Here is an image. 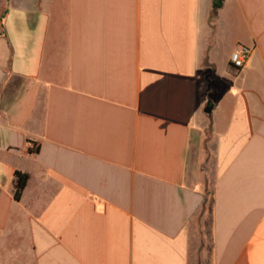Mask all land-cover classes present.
Masks as SVG:
<instances>
[{"label": "crops", "instance_id": "crops-1", "mask_svg": "<svg viewBox=\"0 0 264 264\" xmlns=\"http://www.w3.org/2000/svg\"><path fill=\"white\" fill-rule=\"evenodd\" d=\"M196 263L264 264V0H0V264Z\"/></svg>", "mask_w": 264, "mask_h": 264}, {"label": "rangeland", "instance_id": "rangeland-1", "mask_svg": "<svg viewBox=\"0 0 264 264\" xmlns=\"http://www.w3.org/2000/svg\"><path fill=\"white\" fill-rule=\"evenodd\" d=\"M207 135L209 136V132H207ZM207 164L208 165H206V167H205V173H203V175H200L199 173H197V175L200 178H203V177H204V179L206 178V192H205V197L207 199V204H206V212H205V214H204V216L202 218V220L204 221L203 224H209V214H208L209 212L208 211H209L210 205H211L213 184H214L215 174H216L214 161L212 159V154H210V151H209V161H208ZM201 223H202V221H201ZM201 223H200V227L202 226ZM196 236H197L196 242H198V244H199V241H201V240L200 239L198 240V237L200 238L201 234L197 233ZM201 239H202V236H201ZM196 264H198V263H196Z\"/></svg>", "mask_w": 264, "mask_h": 264}, {"label": "trees", "instance_id": "trees-1", "mask_svg": "<svg viewBox=\"0 0 264 264\" xmlns=\"http://www.w3.org/2000/svg\"><path fill=\"white\" fill-rule=\"evenodd\" d=\"M40 150L39 146L34 145L29 149L30 153H38ZM29 181V175L27 173L16 171L15 172V179H14V199L15 201L19 202L22 198L23 192L25 191L27 184ZM206 204L207 199L205 197V201L202 206L201 213L206 212Z\"/></svg>", "mask_w": 264, "mask_h": 264}, {"label": "built area", "instance_id": "built-area-1", "mask_svg": "<svg viewBox=\"0 0 264 264\" xmlns=\"http://www.w3.org/2000/svg\"><path fill=\"white\" fill-rule=\"evenodd\" d=\"M250 54V49L245 47V46H241L239 47L237 50H235L231 57H230V62L232 64V66L236 69H241L245 66L247 59L249 57ZM33 146V145H31Z\"/></svg>", "mask_w": 264, "mask_h": 264}]
</instances>
